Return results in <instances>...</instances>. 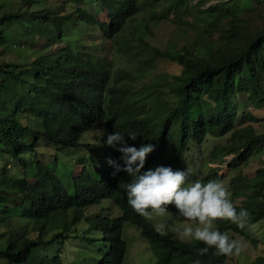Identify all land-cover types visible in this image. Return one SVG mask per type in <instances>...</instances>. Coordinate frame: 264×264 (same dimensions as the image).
Instances as JSON below:
<instances>
[{
    "label": "trees",
    "instance_id": "obj_1",
    "mask_svg": "<svg viewBox=\"0 0 264 264\" xmlns=\"http://www.w3.org/2000/svg\"><path fill=\"white\" fill-rule=\"evenodd\" d=\"M83 1L0 0V264H123L130 246L126 224L147 240L155 264H235L237 248L226 234L211 230L181 240L149 219L156 210L187 212L180 189L162 203L147 202L141 190L129 199L123 194L119 215L84 217L88 205L110 195L92 197L97 180L87 165L106 160L121 168L101 189L115 195L119 178L128 182L139 169L168 168L155 161L161 154L173 168L184 167L189 146L203 152L209 136L231 134L205 166L235 154L229 165L237 168L264 150V133L252 125L262 119L240 115L234 101L244 93L256 106L264 104V14L254 13L264 0H213L207 6V0H147L149 18L140 21L146 0H91L106 21ZM172 12L177 20L187 12L192 18L184 21L193 31L180 47L173 42L161 49L147 39L151 24ZM84 23L99 27L112 57L124 59L125 67L115 71L112 59L83 47L78 34ZM159 59L177 63L180 73L158 83L148 79ZM99 122L105 124L101 144L81 142ZM67 149L73 169L84 167L73 170L74 193L56 169ZM215 170L209 167L208 176H217ZM256 177L233 178L247 197L237 207L240 229L234 230L246 237V228L264 219V166ZM96 231L109 250L91 263L79 242L86 249ZM249 264H264V255Z\"/></svg>",
    "mask_w": 264,
    "mask_h": 264
},
{
    "label": "rangeland",
    "instance_id": "obj_2",
    "mask_svg": "<svg viewBox=\"0 0 264 264\" xmlns=\"http://www.w3.org/2000/svg\"><path fill=\"white\" fill-rule=\"evenodd\" d=\"M51 2H58L61 0H49ZM207 5H210L213 0H207ZM170 1L166 2V6L169 4ZM196 1H193L192 3H195ZM84 4V1L81 5ZM86 9L93 12L94 14H97V8L96 5L91 3V0H87V3L83 5ZM149 7V3L146 0V5L143 9V11L137 16V19L140 21L143 18L148 19L149 15L146 9ZM76 6L69 7V10H75ZM183 16H181L182 20H177V17H174L175 13L172 12L170 17L168 19H162L160 22L153 21L151 24L152 28V35L148 36V40L151 44L156 45L160 47L161 49H165V47L171 43L174 42L176 46L180 47L182 44H184L188 38H190V34L193 31V26L190 25L188 22L184 21V19H191L192 17L190 15H187V12H185ZM255 14H264V3L262 5H259L255 8L254 11ZM98 18L100 21H106L107 16L106 12H99ZM257 23L261 22V19L257 17ZM80 33L78 36H82V40L84 42V48H94L95 52H97L99 55L107 56L109 59H112L113 70H117L118 68L125 67L127 64L124 61V59L119 57H112V48H111V42L110 40L103 37L102 33L100 32L99 27L87 25L86 23L81 24V27L79 28ZM61 44H58L60 46ZM56 48V47H55ZM54 48V49H55ZM87 50V49H85ZM89 52H92L91 49L87 50ZM26 54H30L28 50L24 51ZM93 53V52H92ZM181 67L177 65V63L168 60V59H159L157 60L156 67L152 69V75L148 78L150 80H153V82H157L162 79L160 77H163L164 79H169L171 75L174 73H180ZM164 79H162L164 81ZM139 82V81H138ZM169 98L172 100V97L169 96ZM234 101H237V104L240 107V115H244L247 113L254 114L258 117H260L262 120L258 122H253L252 125L256 128L257 133H264V104L260 106H256L257 103H252L250 99H248L247 95L244 93H240L234 97ZM25 121L26 118H23ZM240 124V121L237 122V126ZM248 125L247 123L243 124L242 126ZM104 124L102 122L97 123L94 125V127L88 131L85 132L81 137V142L85 143H93L95 145L101 144L100 137L104 133ZM230 133L227 134L224 137L217 138L213 136H209L202 146L203 152L196 153L195 156H191L189 154L188 160H193V158L197 157L196 161L199 163L200 160L203 161V167L201 170L202 174H207L209 171V167L216 168L218 172V176L223 177L226 181V183L219 185V195L226 194L228 197L231 194V191L229 190V186H231L232 190L235 186L232 187L231 182L233 181V178L236 176H239L240 173L246 175L249 178H252L253 180H257L258 177H256V170L260 167L264 166V150H261L259 153H256L251 157V159L242 164L240 162V165L237 168H232L229 166V162L233 159L235 156L229 155L226 158V161L223 163H208V166H205L204 160L210 161V153L215 149L217 144H225L229 142L230 140ZM78 151H83L82 149H78ZM70 150L67 149L62 153L59 159V163L57 164V173L62 179L64 185L68 189L70 193L75 192V183H74V175H73V165L71 164V157H70ZM187 152H195V149L191 146H189V149ZM194 161V160H193ZM91 165H87V171H89ZM219 183L221 182V179L218 180ZM240 200V203H242L243 197H238ZM184 203L188 205V199H184ZM104 204V201H103ZM192 204L190 201V205H188L189 208H191ZM101 206H97V209H99ZM194 207V206H193ZM96 209L89 208L87 210V213L89 215L94 214ZM99 211V210H98ZM113 216H117L120 214L119 209L114 208L113 211H108ZM192 217L197 220L200 217V214L197 209L191 210ZM148 217L150 220L154 222L156 225V228L160 231H165L166 229H169L171 231V234L174 235L177 238L188 240L192 237V235H197L202 232L204 229H200L199 223L193 221L191 218H186L185 214L177 213L175 214L172 211L167 210H157L152 213L148 214ZM203 220L200 221V223ZM88 224V222L86 221ZM81 226V227H80ZM80 226H77L78 228L86 229L88 225L81 224ZM125 231L123 237L127 240L128 244L130 245V248L128 249V252L124 259V264H155L156 259L153 255V252L147 242V240L140 235V232L138 229L132 225L126 224L125 225ZM248 233L250 234L249 237L246 236H235L234 241L237 248V253H235L231 259V261L235 264H249L252 260H254L259 255H264V219L258 221L257 223H254L249 229ZM92 235L95 237L92 240L89 247L86 246V249H83V246L80 245L79 242V250L81 249L83 252V255H88V260L93 263L96 258H99L101 256V251L99 250L101 244L99 239H101V232H93ZM69 243V242H68ZM103 243V242H102ZM76 246L78 245L77 241L74 243ZM70 247L67 248V251L69 252ZM106 250V247H104ZM71 255L74 254L73 252L70 253Z\"/></svg>",
    "mask_w": 264,
    "mask_h": 264
},
{
    "label": "clouds",
    "instance_id": "obj_3",
    "mask_svg": "<svg viewBox=\"0 0 264 264\" xmlns=\"http://www.w3.org/2000/svg\"><path fill=\"white\" fill-rule=\"evenodd\" d=\"M201 152L202 151L200 150V153ZM196 153L199 152H193L189 154H191V156H195ZM189 154L187 155V158L184 161V167L181 166L179 168H173L169 162H165L164 160H162L161 157H163L164 154H161L157 159H155V161L160 162V158V160L163 161L166 165H169L168 168L161 166L159 169H156L154 171L146 170L145 168H143L142 170L139 169L133 176L129 178L128 182H122L119 178L117 188L115 189V195H113L108 189H101L109 187L110 181L120 173L119 169L121 168L114 161H111L110 164H108L106 160L95 161V166L91 165V169L95 172L94 176L97 180V184L93 188V190L96 191L94 192V196L92 197H101V193H109L110 195L103 198L99 203H93L88 205L84 217L90 218L91 216L96 215V213L98 212H101L100 214L104 216L112 217L113 215L108 211H113L114 208H118L116 203L122 200L123 194L125 195V198L129 199L132 198L137 191L141 190L144 193L147 202L150 199L151 201H154L156 203H162L167 198H169L171 194L175 193L176 190L180 189L182 196L185 197L184 199H188V205H190V201L192 204L191 208H189L188 205L183 202V205L186 207L187 212H180V214H185L186 218H191L193 221L199 223L200 229H204L201 233L197 235H192L191 238H193L194 236L201 235L206 231L212 230L215 233L219 232L222 234H226L228 241L235 244V236H244L243 234L234 230L240 229L238 227L240 210L237 207L241 206L247 199L246 195L242 191H240V187L243 184L237 182L236 180L232 181L231 184L234 183L232 187H235L232 190L231 186H229V190L231 191L230 196L228 197L226 194L219 195V185L226 183L225 179L223 177L218 176V172L217 176L211 177L208 176L211 175L209 174V172L207 174H202L201 165L203 161L200 160V162L198 163L196 161L197 157L193 158L194 161L192 159L188 160ZM228 156L229 155L223 157V160L219 163L225 162ZM80 166V164L75 166V170L82 171L84 167L82 165L79 169ZM206 176H208V178H204ZM219 179H221V182L223 183H219ZM249 179L251 181V178ZM238 197H243L242 203H240ZM97 206L101 207L97 209ZM90 207L96 209L95 213L92 215H89L87 213V210ZM192 209L198 210L200 214L199 219L195 220L192 217ZM73 210L75 209H69V211ZM174 213L177 214L176 212ZM201 220L203 221L200 223ZM252 225L254 224H251L246 229H249ZM174 238L177 237L174 236ZM104 247H106V250L104 249ZM99 250L101 251V256L99 258H96V260L101 259L102 255L108 252V243L103 244L101 242Z\"/></svg>",
    "mask_w": 264,
    "mask_h": 264
}]
</instances>
